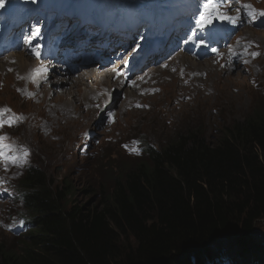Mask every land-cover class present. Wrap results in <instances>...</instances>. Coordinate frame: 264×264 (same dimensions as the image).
Here are the masks:
<instances>
[{"label":"rangeland","instance_id":"obj_1","mask_svg":"<svg viewBox=\"0 0 264 264\" xmlns=\"http://www.w3.org/2000/svg\"><path fill=\"white\" fill-rule=\"evenodd\" d=\"M26 1L31 7L25 9L24 13L28 15L29 10L32 12L31 8H33L37 13V21L34 19V27L19 37L14 36L13 32L1 36L3 25L7 20L0 18V55L7 56L19 51L18 53H25L31 59L24 68L28 75L32 76V81L29 83L32 90L27 87L22 92L19 91L25 85L20 82L19 76H14L12 68H4L3 65L5 62L11 66L15 65V60L0 56V108H10L27 117V123L24 126L7 132L16 138L13 139L16 145L26 150L31 167L45 173L48 185L59 186L61 190L69 182L72 184L74 193L70 201L68 198V209H71V206H78L88 211L96 206L100 207V201L104 198L108 199L111 195L115 180L118 177L122 179L127 170L139 165V160L144 157L140 149L142 143L144 146L147 144L158 149L162 143L193 130H198L211 143H216L227 126L246 120L255 110L264 111V31L252 26H247L238 37L246 36V47L250 45L252 39L259 41L263 48V55L252 70L249 69L243 74L235 72L224 77L216 73L210 63L212 65L210 71L214 72L210 73L207 81L198 80L201 85H198L195 90V82L192 85L180 84L187 90L176 88L174 85L163 87L164 89L157 94L143 90L142 94L147 99L145 104L148 106L128 115L125 111L121 112L119 107L123 99L122 90L127 87L130 91L131 85H124L121 91L115 92L112 99L107 98L104 101L106 106L100 112H97L100 109L87 110L91 104L90 100L103 97L98 94L100 86L97 84L83 85L81 97L65 98L66 103L74 106L73 109L60 107L64 102L58 104L51 102L62 94V90L50 91L49 83L54 77L52 73L58 70L62 80H77L79 74L83 71L85 73L86 70L81 71L82 73L78 71L80 59H67L68 50L64 51L63 47L66 46L65 49H69L68 45L80 40L82 35L87 33L88 27L102 28L101 23H105L106 17L110 16L114 29L111 28L110 19L105 26H109L107 31L113 35L117 32L121 21L124 20L126 24V20H129L133 25L129 27L126 24L122 36L125 38L123 43L129 41L132 42V46L135 45L132 56H137V52H141L145 59L147 54H159L155 60H152L157 62H148L145 59L147 63L145 66L127 71L131 79H136L145 73L170 68L175 59L181 68L194 76L196 71L203 72L209 69L205 67L200 69L197 67V69L192 65V58L186 49L181 50V56L185 55L189 60L186 59V62L182 63L184 67L181 66L179 61L181 56L174 54L170 56L169 53L171 44L177 41L174 31H169L167 27H161L156 31L150 30L149 19L156 15L165 18L173 14L178 5L184 6L187 3L200 5L203 16L217 14L219 6L214 2L203 6L198 0H3L0 12L4 9L21 14L22 9L27 7ZM222 3H229L230 11L233 15H239L243 22L257 20L264 23V15H262L264 0H223ZM8 14L11 15L8 18L14 19L12 13ZM1 15L4 16L3 13ZM102 15L105 18H102ZM89 16H93L94 22L85 23ZM222 21L227 28H233L226 18ZM63 22H65L64 26H62ZM68 25V29L63 32ZM163 38L167 40L166 43L162 41ZM81 42H84V39ZM91 47L93 49L88 55H84V52L79 55L77 49L74 50L78 52V57L89 59L91 55L97 56L96 51L102 49L105 53L101 56L107 58L109 51H106L108 49L104 43H93ZM58 48L62 50L59 51ZM113 56H116V53H113ZM136 61L138 62L139 59ZM45 71H48L50 75L40 81L39 74ZM66 71L74 74L67 75ZM117 73L126 75L121 70H117ZM160 74L162 72L156 75ZM220 77L223 78L220 80L218 79ZM251 78L256 80L257 85H253ZM41 83L44 84L40 86ZM197 90L200 91L198 95H196ZM53 95L55 98L52 99ZM45 123L48 124L49 130L45 128ZM0 144L5 151H9L12 141L7 137H0ZM65 181L68 183H64ZM0 213L4 217L8 215L7 223H9L21 221L27 211L21 203L17 202L10 207L1 208ZM7 223L0 224V244L8 250L20 252L23 247L21 240L25 237H14L8 232ZM255 233L264 244V220L257 223ZM126 240L133 246L132 239L126 236L120 239L122 242ZM229 247L230 243L225 239L214 246L215 257L221 256L217 264H220L221 260L223 264H227L222 256L227 253Z\"/></svg>","mask_w":264,"mask_h":264},{"label":"trees","instance_id":"obj_2","mask_svg":"<svg viewBox=\"0 0 264 264\" xmlns=\"http://www.w3.org/2000/svg\"><path fill=\"white\" fill-rule=\"evenodd\" d=\"M140 149L139 165L88 211L68 209L70 182L59 190L30 170L27 235L20 252L0 244V264H217L213 248L224 239L227 264H264L255 233L264 220V111L230 124L216 143L193 130Z\"/></svg>","mask_w":264,"mask_h":264},{"label":"bare ground","instance_id":"obj_3","mask_svg":"<svg viewBox=\"0 0 264 264\" xmlns=\"http://www.w3.org/2000/svg\"><path fill=\"white\" fill-rule=\"evenodd\" d=\"M189 21H190V19H189ZM25 24L26 25L29 24V19L25 21ZM64 25H65V22H63V25L62 26H64ZM68 27H69V25L64 28L63 32L65 30H67ZM106 27H109V26H106ZM94 29H95V31L92 32V30H94ZM87 30H88L87 33L84 34V35H82L81 39L78 40L77 42H81V40L84 39V42L86 43L88 50H91L92 49L91 45L93 43H96V44H102V43H104L105 46L107 47V41L108 40L116 39L118 41L117 42V46L120 47L121 59L125 58L128 55L127 50L129 48V46H131V44L130 45H127V47H124V45H121L122 44V37L118 36V34H113V35L112 34H109L108 31H107V29L106 30H103V27L100 28V27H96V26L88 27ZM77 42L76 43H72V44L70 43L68 45V48H69L70 51H73L77 47L79 48V51H83V50H80V49L83 48V45L80 44V43L77 44ZM58 50L61 51L62 48H58ZM17 54H20V55H17ZM158 55L159 54H156L155 57H157ZM0 56H5V55L4 54H1ZM155 57L154 56L153 57H150V60H155ZM6 59H9V60H12V61L15 60V63H16L15 65H12L11 66V64H9L7 62L3 63V65H4V68H12V69H14V74L20 77L21 83H25L27 80H31V78H28V72L24 68V66H26V63L27 62H30L31 59L29 57H27V55L25 53L23 54V53L14 52V54H10V55L6 56ZM186 59L189 60V58L187 56L183 55V57L182 56L180 57L179 61L182 64V63H185L186 62ZM177 62L174 61L173 62V65L170 68H166V69H163V70H159L158 72H162V74H160V75H156V74H158V72L155 71V73H153V74H144V75L136 78V80L131 79L130 78V74L127 71L121 70V71H123L126 74L125 76H123L122 73H117V70H119V69L114 68V67H111V66L110 67H107L105 64H102V63L97 64V65H89L87 63H85L84 65L79 64L78 65V71L79 72H81L83 70H86V71H85V73H84V71H83V73L81 72L82 74H79L77 76L78 77L77 80H72V79H69V80H66V79L64 80L63 79L62 80V79H60V74L58 73V70H56V71H53L52 75H54V77H53V80H51L50 83H49L50 84V87H51L50 91L51 92H54L53 91L54 89H58V90H62V94H60L58 96V98H56L54 101H51V102H53L55 104H58L59 102H64V104L63 105H60V107H64L66 109H70V108L73 109L74 106L72 107L71 104L66 103L65 102L66 101L65 98L66 97L67 98L68 97H72V98L74 97V99H75L78 96L81 97L83 95V94H81L82 93V86L83 85H85V84H93V85L94 84H97V85L100 86V89H98V94L100 96L102 95L103 97L100 98V99H96V98L94 99L93 98V101L90 100L89 103H91V104H89V109H87V110L88 111L89 110H93L94 111V110L100 109V110L97 111V112H100L106 106V102L104 103V101L107 100V98H111L112 99V96L114 94H116L117 92L121 91L124 88V85H131L130 86V91L127 90V87H126V89H123L122 90L121 93L123 94V99H122V103H121V105L119 107V109H120L121 112L125 111L126 114L128 115L129 113L134 112L135 110H138L139 111L142 107L148 106L147 104H145V100H147V99L142 94L143 93V90L153 91V92H155L157 94V93H160L164 89L163 87H167V86H173L174 85L176 88L177 87L183 88V87H181L180 84H186L187 83L188 85H192L195 82V87H194V90H195L198 85H201L195 79V77L192 74H189L185 69L181 68L180 65H179V63H177ZM192 65H194L196 68L199 67V69H200V67L201 68L202 67H205V68H210L211 67V65L207 61L205 63H198V62L193 61L192 62ZM181 66L184 67L183 64ZM32 68H30V69H32ZM27 70H28V67H27ZM0 73H1V71H0ZM66 73H67V75H70V76L72 74H74V73H71L70 71H66ZM46 75L48 77L50 75V73L43 74V77H45ZM11 78H13V76H11ZM221 78H223V77H220L218 79L221 80ZM40 81H42V80H40ZM218 82H220V81H218ZM43 84L41 83L40 86H42ZM227 84H229V83H227ZM36 85L38 86V84H36ZM183 89H186L187 90V88H183ZM216 91H217V89H216ZM199 93H200V91L197 90L196 95H198ZM211 93H213V92H211ZM215 93H217V92H215ZM162 94H164V93H162ZM88 96H89V94H88ZM31 97H33V96H31ZM96 97H99V96H96ZM53 98H55V95H53L52 99ZM85 98H87V97H85ZM153 99H154V97H153ZM74 101L75 102H79V100H74ZM47 103H49V102H47ZM86 103H87V101H86ZM35 104H37V103H35ZM177 104H179V103H177ZM53 106L55 107V105H53ZM87 106H86V108H87ZM114 120L117 121L118 118L114 117ZM65 121H66V119H65ZM41 129H42V127H41Z\"/></svg>","mask_w":264,"mask_h":264},{"label":"clouds","instance_id":"obj_4","mask_svg":"<svg viewBox=\"0 0 264 264\" xmlns=\"http://www.w3.org/2000/svg\"><path fill=\"white\" fill-rule=\"evenodd\" d=\"M260 30V29H259ZM262 31H264V30H262ZM252 42H253V47H252V50H251V56H250V62H249V65H248V67H247V69H245V70H241V71H235V72H241L242 74L245 72V71H248L249 69H253L254 68V66L255 65H257L258 64V60L262 57V55H263V48H262V45L259 43V41H257L256 39L254 40V39H252ZM211 65V64H210ZM211 67H212V65H211ZM214 68V67H213ZM205 69H209L208 71H203V72H200V71H198L199 73H205L207 76H206V78L204 77L203 79L204 80H206L207 81V79H208V77H209V75H210V73H212V72H214V71H216V69L214 70V71H210V68H205ZM204 69V70H205ZM235 72H233V73H235ZM216 73H220L219 71H216ZM216 73H214V74H216ZM233 73H230V74H228V75H231V74H233ZM222 76H224L222 73H220ZM249 74H251V72L249 73ZM228 75H225V76H228ZM224 76V77H225ZM203 80V81H204ZM251 81L253 82V85H257V82H256V80L254 79V78H251ZM25 163H27V165L25 166V168L23 169V172H22V174L20 175V176H18L17 178H15V179H13V180H11V183H10V188L12 189V190H14L17 194H19L22 198H23V202L21 203V205H22V207H24V208H26V199H25V196H26V192H25V190L23 189V187H22V180L24 179V177L27 175V174H29L28 172L30 171V170H32L33 169V167H31V164H30V159H28V161L27 162H25ZM21 165H17V164H15V163H13V162H10V165H9V175L11 176V175H13L14 174V172L17 170V168L18 167H20ZM15 203H17V202H15ZM15 203H13V204H15ZM20 203V202H19ZM8 204V205H7ZM7 204H5V206H3V208H5V207H10V206H12L13 204H11V203H7ZM28 214L27 213H25L24 214V217H23V221H24V219H25V217L27 216ZM8 217V215H5V217ZM9 218V217H8ZM10 233V232H9ZM27 233V232H26ZM25 233V234H26ZM25 234H23L22 236H24ZM22 236H20V237H22ZM19 238V237H18Z\"/></svg>","mask_w":264,"mask_h":264},{"label":"snow or ice","instance_id":"obj_5","mask_svg":"<svg viewBox=\"0 0 264 264\" xmlns=\"http://www.w3.org/2000/svg\"><path fill=\"white\" fill-rule=\"evenodd\" d=\"M3 6V0H0V7ZM262 15H264V13H262Z\"/></svg>","mask_w":264,"mask_h":264}]
</instances>
